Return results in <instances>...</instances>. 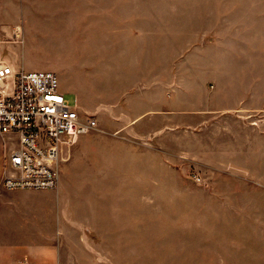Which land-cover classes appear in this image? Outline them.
Returning a JSON list of instances; mask_svg holds the SVG:
<instances>
[{"label":"rangeland","instance_id":"374dc122","mask_svg":"<svg viewBox=\"0 0 264 264\" xmlns=\"http://www.w3.org/2000/svg\"><path fill=\"white\" fill-rule=\"evenodd\" d=\"M18 2L0 0L6 38L19 25L27 49L25 60L11 61L57 72L71 103L77 94L83 112L98 120L93 131L130 126L148 136L146 162L130 172L141 185L128 188L125 251L116 253V264H264V135L257 156L255 131L240 130L239 122L214 128L215 136L230 129L232 140L213 152L202 147V132L187 131L188 94L201 102L202 80L213 77L203 70L204 34L216 32L220 16L234 9H255L260 26L264 0H38L24 4L46 11V21L35 25H27ZM142 113L136 123L128 120ZM246 114L264 130L263 109ZM8 137L0 135V175L13 146ZM85 189L65 193L74 203Z\"/></svg>","mask_w":264,"mask_h":264},{"label":"crops","instance_id":"0c3cea01","mask_svg":"<svg viewBox=\"0 0 264 264\" xmlns=\"http://www.w3.org/2000/svg\"><path fill=\"white\" fill-rule=\"evenodd\" d=\"M13 1L19 4L18 0ZM36 1L21 0L23 13L26 9L27 25L46 21V11L24 9V4ZM40 1L46 4V0ZM248 11L234 9L231 15L220 11L223 15L216 32L205 33L202 38L203 70H212L213 77L210 76L212 82L207 78L202 80L207 95L201 102L191 99L188 94V118L193 121L187 124V131L195 136L202 132V147L212 152L215 147L219 150L221 143L232 140L228 126L224 127L228 131L220 130V134L214 135L215 127L224 126L225 121L230 123L231 120L240 123V130L248 127L255 131L251 153L259 155L263 152L258 143H261L264 130L259 126L258 117L250 121L246 113L264 110V100L258 101L259 95L264 93V33H259L264 31V21L259 26L256 10L251 9L250 14ZM11 16L17 15L11 12ZM246 19L251 24H247ZM0 27L2 31L3 28L10 30L2 23ZM13 28L18 29L20 36L23 34L19 25ZM21 42L19 39L6 43L10 60L21 55L26 59L27 49H22ZM213 63V68H210ZM79 104L82 108L80 100ZM143 114L128 120L136 123ZM200 119L202 121L196 123ZM129 127L122 131H92L81 135L59 162L60 180L56 190H7L1 183L2 171L0 264H116V253L125 251L124 239L128 228H125L124 213L128 209V188L141 185L140 176L137 182L130 172L137 168L140 171L141 164L146 162L148 136ZM208 138L214 142H207ZM74 185L86 189L79 192L81 197L72 203L70 194L65 191ZM64 193L66 196L62 199Z\"/></svg>","mask_w":264,"mask_h":264},{"label":"built area","instance_id":"2783aa9c","mask_svg":"<svg viewBox=\"0 0 264 264\" xmlns=\"http://www.w3.org/2000/svg\"><path fill=\"white\" fill-rule=\"evenodd\" d=\"M19 37L17 28L6 38L0 27V135L15 144L4 155L1 183L7 190H56L65 151L97 129L98 120L77 97L71 103L57 72L14 65L6 43Z\"/></svg>","mask_w":264,"mask_h":264}]
</instances>
